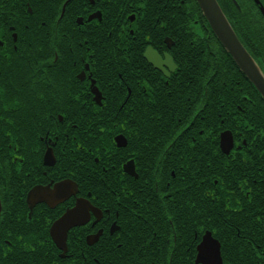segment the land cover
Instances as JSON below:
<instances>
[{
  "label": "flooded vegetation",
  "instance_id": "af4514ba",
  "mask_svg": "<svg viewBox=\"0 0 264 264\" xmlns=\"http://www.w3.org/2000/svg\"><path fill=\"white\" fill-rule=\"evenodd\" d=\"M70 1L0 0V7L19 6L23 11L26 7L28 12L4 13L0 8V247L7 248L0 249V257H9L10 264L18 257H31L26 248L34 241L54 247L45 257H75L74 264H110L115 257H123V263L126 257L166 261L191 257L192 250L195 262L198 243L191 238L193 229L198 231V225L205 224L208 211L229 210L230 204H241L247 193L227 191L225 195L230 197L223 199L220 191L191 189L190 179L195 178L191 166L197 161L215 164L220 155L243 152V148L260 156L264 143L236 144L227 129L219 132L217 144L195 143L190 134L184 135L185 141H176L172 133L159 141L157 132L143 133L149 127L130 126V116L145 112L128 106L132 95L128 85L140 84L136 91L133 88V99L144 100L142 83H152L154 95L160 79L124 78L123 69L130 66L128 55L141 50V59L168 78L177 68L171 49L174 42L164 35L162 46L156 48L148 35L134 33L131 26L136 14L123 20L125 0L123 8L106 14L105 21L102 12L111 0H73L65 13ZM81 1L79 10L76 6ZM217 2L264 74V0ZM32 3L61 4V8L57 15L43 14L39 22H32ZM108 17L116 21H108ZM96 23L102 28L96 30ZM39 25L45 28L46 42L35 47L31 33ZM111 25H115L113 31ZM195 33L202 36L203 31ZM33 52L40 54V62H30ZM154 53L163 61L160 65L165 73L145 57L152 59ZM16 58L20 59L18 65ZM186 82L208 80L189 78ZM152 128L159 130L158 126ZM224 131L232 137L226 153L220 147ZM15 132L25 134L22 151L14 145ZM72 132L80 141H69L75 138L70 136ZM176 164L186 166V189L170 188ZM67 177L72 178L70 182ZM62 183L75 184V195L63 201L34 198L39 189L54 190ZM72 188L75 190L74 185ZM81 201L90 208V221L86 222V216L73 220L86 223H69L64 239L59 237L53 224L64 216L70 219ZM175 229L186 240L177 243ZM197 231L193 236L200 240L209 232L207 228ZM57 236L64 248L57 247ZM21 246L23 251L17 248Z\"/></svg>",
  "mask_w": 264,
  "mask_h": 264
},
{
  "label": "trees",
  "instance_id": "16d2710c",
  "mask_svg": "<svg viewBox=\"0 0 264 264\" xmlns=\"http://www.w3.org/2000/svg\"><path fill=\"white\" fill-rule=\"evenodd\" d=\"M125 1L123 20L130 13L136 14L135 22L131 26L134 33H140L141 37L148 35L156 48L162 46L164 35L172 38L174 44L171 49L177 66L168 78H164L141 59V50L137 49L136 53L128 55L130 66L123 69L124 78L160 79L154 95L152 83H142L145 89L143 94L146 95L144 100L133 99V88L136 91L140 84L128 85L132 91L127 99L128 106L132 110L145 112L143 116H130L129 125L149 127L143 133L151 135L157 132L159 141L163 140L166 133H172L175 134L176 141L183 142L186 140L184 135L190 134V141L195 143L202 144L206 141L217 144L219 132L227 129L232 133L236 144L242 141L264 143V102L217 42L195 0ZM72 2L73 0L66 4L65 13L72 8ZM82 2L76 6L79 10L83 7ZM118 7L123 8V0H111L104 8L106 12H102L103 21L106 20V14L115 13L114 9ZM0 8L4 13H12V10L18 14L28 13L26 7L24 11L19 6L1 5ZM29 8L32 22H39L43 14L57 15L61 4L32 3ZM107 20L116 21L110 17ZM96 24V30L102 28L100 23ZM108 27L112 31L115 29V25ZM43 29L45 28L39 25L36 32L31 33L33 46L46 42H43ZM196 31H203L202 36L195 33ZM18 44L19 39L17 48ZM40 61V54L33 52L30 62ZM15 62L18 65L20 59L16 58ZM189 78L206 79L208 83L188 84L186 80ZM154 126H158L159 130H153ZM187 131L189 132L186 133ZM87 135V141L90 142V133ZM70 136L75 137L69 139L71 143L80 141L74 132ZM64 140L66 141L65 138ZM24 142L25 134L15 132L16 150L22 151ZM197 149H201V146ZM243 150L227 156L220 155L215 164L213 161L210 164L197 161L195 166H191V173L195 175V178L190 179L191 189L220 191L223 192V199L230 197L225 195L227 191L247 193L241 197V204H230L229 210H220L217 213L208 211L205 224L200 223L198 231L193 229L191 238L194 232L207 228L219 241L222 264H264V153L253 156L249 153L253 149ZM185 167L184 164L175 165V176L169 179L170 188H187ZM213 197L216 198L215 195ZM232 199L236 200L233 196ZM184 239L176 230L177 243ZM17 248L24 250V246ZM26 251L31 257H18L15 264H74L76 261L75 257H45L54 251L49 243L32 241ZM8 258L0 257V264H10ZM140 258L126 257L123 263V257H115L110 264H195L193 250L191 257H169L166 261L149 262Z\"/></svg>",
  "mask_w": 264,
  "mask_h": 264
},
{
  "label": "water",
  "instance_id": "95a60500",
  "mask_svg": "<svg viewBox=\"0 0 264 264\" xmlns=\"http://www.w3.org/2000/svg\"><path fill=\"white\" fill-rule=\"evenodd\" d=\"M197 3L201 15L205 18L211 32L214 34L215 38L223 47L224 51L232 58L233 62L239 69V71L244 75L248 82L254 87L257 93L260 95L264 101V74L255 62V60L250 56L244 46L241 44L236 34L234 33L232 27L224 16L220 6L216 0H195ZM64 7L62 8L63 12ZM153 66L160 68L164 73L165 71L161 67L163 62L159 56L154 53L152 59L145 55ZM232 146L231 133L224 131L220 135V147L223 152H228L229 148ZM33 199V198H32ZM68 218L64 216L60 222L54 223L52 230L56 232V224H61L67 222ZM211 238L216 242L217 250L213 257H211V264H222V259L220 255V244L219 242L211 236L210 232H207L202 239ZM59 238L55 240L58 248H64L63 245L59 243ZM197 253L195 258V264H204V259L201 258L199 252V245L196 247ZM206 259V258H205Z\"/></svg>",
  "mask_w": 264,
  "mask_h": 264
},
{
  "label": "snow or ice",
  "instance_id": "6c2138e0",
  "mask_svg": "<svg viewBox=\"0 0 264 264\" xmlns=\"http://www.w3.org/2000/svg\"><path fill=\"white\" fill-rule=\"evenodd\" d=\"M71 177H67L66 181L70 182L71 181ZM75 186V190H73L72 186ZM76 185L71 183V184H66V183H62V184H57L55 189L52 190L50 188H43V189H39L37 192L33 193L34 198L37 200H59V201H63L65 199H67L69 196H74L76 193ZM70 193V194H69ZM89 195H91V193L89 192ZM83 202V201H81ZM75 210L72 212V215L70 217V219L67 220V223H61V224H56V230H57V234L59 237H62L64 239V234L67 231V229L70 227L68 226L69 223L72 224H80L83 225L86 222H89L91 217L89 216V212H90V208L89 206L83 202L81 203L79 206L76 204L74 206ZM92 211H94V209H92ZM87 217L86 222L84 223H72L73 220L76 219H83L84 217ZM93 227H95V225H93ZM193 240L198 243L199 245V252L201 255V258L204 259V264H211V257L214 256V254L216 253L217 250V245L216 242L211 239H198L196 235L193 236ZM206 258V259H205Z\"/></svg>",
  "mask_w": 264,
  "mask_h": 264
}]
</instances>
